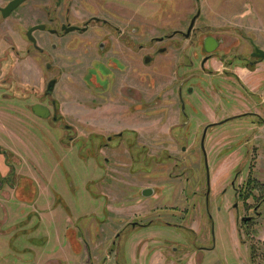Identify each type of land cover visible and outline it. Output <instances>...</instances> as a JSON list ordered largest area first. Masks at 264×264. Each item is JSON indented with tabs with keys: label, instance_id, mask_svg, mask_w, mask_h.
<instances>
[{
	"label": "rangeland",
	"instance_id": "rangeland-1",
	"mask_svg": "<svg viewBox=\"0 0 264 264\" xmlns=\"http://www.w3.org/2000/svg\"><path fill=\"white\" fill-rule=\"evenodd\" d=\"M8 1L0 0V5L4 6ZM52 2L55 4L56 0ZM127 4L134 10L135 17L113 16L112 11H117V8H114L111 0H62V6L57 10V18L60 22L70 21L72 24L83 25L92 17H100L108 19L114 25L119 24L124 32L119 38L113 37L118 46L125 43L124 40L128 35L126 27L134 26L135 31L131 35L135 42L136 63L142 64L144 56L148 54L157 58L160 65L158 71L150 67L137 72V78L141 75L139 78L145 79L146 76L142 74L150 72L151 77L146 79L155 78L163 82L158 83V89L154 87V84L148 88L152 99L161 88L167 86V92L160 96L161 100L158 102L159 106L167 108L163 111L156 109L149 114L154 120L152 127L144 128L145 113L133 114L135 125L132 124L131 127L135 129L126 131L128 133L126 139L118 146V149L114 148L113 151L104 149L103 155L110 159L119 155L124 156L120 157L121 160L129 157V153L136 157L144 153L177 157L179 163L182 162V166L173 170V164L170 165L172 162H168L166 174H183L177 182L178 188L183 187L180 181L184 182L186 176H192L190 169L199 168L198 175L201 183L199 188L202 194L200 204L203 211L201 215L205 218L206 229L198 232V235L178 229L179 238L173 241H178L176 243L180 248L186 245L193 247L215 244L214 250L199 256L200 264H264V220L260 227L251 228V233L254 234L251 244L246 247L240 246L241 239L237 236L238 228H235L234 214L230 217L227 210L228 200L223 196V191L229 188L230 177L234 175L233 170L238 168V165L245 163L244 166L248 168L250 164H257V158H255L259 155L256 152L257 148L249 152L248 150L257 143L252 139V134H259V132L251 131L250 123L247 128L242 126L246 124V121L242 119L235 120L232 125L228 123L209 129L205 141V148L211 160L208 170L205 168L201 150V138L206 125L241 109L240 98L234 95H230L229 99L224 100L217 107L218 95L224 94L226 85L225 78L221 77L225 76L222 73L226 61L237 54L249 55L252 51L247 43L248 36L257 39L259 46L264 48V26L260 27L259 18L255 16L256 11L264 10V0H200V3L196 0H133V4L132 1ZM47 5L48 2L44 0H29L5 22L7 27L9 26L8 29L13 27L19 30L20 28L24 46L28 45L25 30L46 21ZM69 7H72V10L67 19L65 12ZM198 7L201 8L202 16L197 21V30L189 39L183 35H176L163 43H155L157 39L171 35L173 30L186 33ZM19 13L22 17L21 25H19ZM261 15L264 16V12ZM101 26L102 23L93 22L89 32L85 37L82 36L84 39L88 37V49L80 50L81 54L79 50L71 51V58H66L61 54L64 52L60 45V49L54 54L56 65L61 66L65 71L54 93V97L63 106L64 120L60 124L54 120L43 123L29 112L20 115L19 111L23 109L21 103L24 101L19 100L15 103L0 101L3 106H6L5 108H20L12 109L11 114H6L13 115V118L5 116L0 118V122L4 121L13 133L12 135L9 131H0V143L4 148L11 146L23 155L18 157L15 154L14 156L17 157L15 158L3 157L0 154L1 174L4 177L13 175L11 178L19 185L13 190L9 185L0 190V264H146L142 257L138 258L134 255L133 243L136 237L130 236L126 232L127 229L116 240V233L122 225L125 226V222L120 226L117 223H105L108 207L112 211L111 207L128 206L134 200L128 196L127 192L123 197L113 193L118 191H115L118 189V184L103 169L102 157H93L91 139L88 138L91 137L93 130L102 131L105 136L112 135L117 132V129L109 130V123L122 125L127 118L119 114H108L102 117L97 112L82 113L85 107L94 109L92 107L96 106L97 95L90 89H86L83 77L86 69L99 58L97 48L98 41L101 39ZM255 27L260 29L259 33ZM211 31L223 38L224 45L216 52L215 59L203 70L199 65L204 57L202 39ZM45 34L36 33L42 43ZM75 35L68 36L73 47L78 43V39L74 38ZM66 42L64 41V44ZM141 46L154 49L140 50ZM160 46L167 47L166 54L162 55L157 51L154 54L155 48ZM43 59L47 60L45 56ZM191 62H193L192 66L183 65L177 73L175 72L176 64ZM198 68L199 71L196 72ZM210 70L221 77L214 82L209 76ZM218 70L221 71L218 73ZM237 71L242 77L247 74L241 69ZM101 73L105 71L101 69L99 71L94 66L88 77L94 74L99 78ZM175 80L177 82L174 85ZM178 80H181L184 92L187 86H193V95L185 96L187 104L198 106L196 112L199 110V114L198 112L187 114L188 121H192L193 116L195 120L193 126L182 125L183 121L187 122V116L181 115L179 111L176 94L179 88ZM211 83L220 84L221 92L216 94V89L214 90ZM141 84L144 86V82ZM88 86L91 88V85L88 84ZM170 107L173 109L170 110ZM99 117L102 123L96 124ZM33 121H38L39 125H35ZM156 121L161 122V125H155ZM66 124L72 126L73 130L64 128ZM228 135L232 136L230 140L227 139ZM261 135L264 136V133ZM130 137H134V142L129 145L127 139ZM72 138L75 139L74 142L70 141ZM229 143L230 146H228ZM262 144L264 145V138H262ZM228 147L230 150L227 149ZM262 147V153H264V146ZM231 148H233L232 151ZM230 151L233 154L231 157ZM192 157L200 158L198 162H195V158ZM242 157L248 158L242 161ZM12 160L16 165L15 170L18 169L17 174L13 173L11 166H7ZM262 164L264 176V159ZM233 167L234 169L230 171ZM109 168L111 170L112 167ZM208 177L213 185L211 215L215 219V238L211 236L212 224L206 211L207 203L202 198ZM24 184L27 190L22 189L26 187ZM172 185L165 183V191L169 195L168 198L174 201L177 194ZM168 198L165 196L161 201L163 203L170 201ZM31 213L35 214L31 224H39L38 229L35 232L32 231L34 233L31 236L20 234L19 239L16 240L14 237L17 234V225L26 221L28 214ZM28 229L29 227H25L24 230ZM182 234L183 236L180 237ZM114 240L117 241L115 246L112 244ZM11 242L19 247V252L10 247Z\"/></svg>",
	"mask_w": 264,
	"mask_h": 264
},
{
	"label": "flooded vegetation",
	"instance_id": "flooded-vegetation-1",
	"mask_svg": "<svg viewBox=\"0 0 264 264\" xmlns=\"http://www.w3.org/2000/svg\"><path fill=\"white\" fill-rule=\"evenodd\" d=\"M12 1L13 0H9L4 6L0 5V101L9 103H15V101L19 100L24 101V103H21L23 109L19 111L21 113L20 115L29 112V114L43 123L45 121L54 120L57 124H60L64 120L62 115L63 106L62 103L54 97V93L65 71L61 66L56 65L54 54L60 49V46L61 49L63 48L64 52L61 53L63 54L62 56L69 59L71 58V51H86L88 49V37L84 39L82 36L85 37L86 33L89 32L93 22L102 23L100 27L102 30L100 32L101 39L98 41L97 48L99 58L95 59L91 67L86 69L83 77L86 89H90L97 95L96 106L92 107L94 109L83 107L84 110H82V113L89 114L97 112L102 117L108 114H119L127 118L122 125L109 123V130L113 131L117 129V132L112 135L105 136L104 132L93 130L91 137L88 138L91 139V146L94 151L93 157H102L103 164L105 162V165L102 164L103 169L108 172L110 177H113L112 179L118 184V189H115V191H118L113 193L123 197L125 192H127L128 196L134 200L129 203L128 206L111 207L112 211L108 207V210H106L105 223H117L118 226H120L125 222V226L122 225L121 229H118L115 238L118 240L127 229L126 232H128L130 236L136 237L133 243L135 249L134 255L138 258L142 257L146 264H200L199 256H203L205 253L214 250L216 247L215 244L212 246L202 244L201 246L193 247L186 245L180 248L176 243L178 241H173L179 238V236H177L179 232L177 231L178 229L187 230V232L196 235H198V232L205 231L206 229L205 218L201 215L203 211L201 210L200 204V197L202 194H200L199 188V185H201L198 175L199 168L190 169L192 176H186L183 180L184 182L180 181L183 187L181 186L182 188H180L179 186L178 188L177 182L182 178L183 174H166L168 162H172L170 165L173 164V170L182 166V162L179 163L177 157H163L165 155H147L145 153L136 157V155L129 153V157H125L124 160H121L120 157L124 156L119 154V157L111 159L103 155L104 149H118V146L124 143L126 139V134H128L126 131L135 129L131 127L132 124L135 125V116H132L133 114L145 113L146 116H144L145 120L143 121L145 124L144 128L148 126L152 127L154 120L149 114H151L153 110L157 109L158 111H163L167 108L158 105V102L161 100L160 96H163L167 92V86L163 89L161 88L154 99H152V94H149L148 88L154 84V87L158 89V83L163 82L155 78L153 80L146 79L151 77L150 72L142 74V76H146L145 79H140L139 77H141V75L138 77L139 80L137 78V72L146 70L147 68L153 67L154 71L160 70L158 59L147 54L144 56L142 64L139 65L136 63L135 42L133 35H131L135 31L134 26L126 27L128 35L124 40L125 43L118 46L114 42L113 37L119 38L124 31L120 29L121 26L119 24L114 25L108 19L92 17L86 20L83 25L72 24L70 21L60 22L57 18V10L61 8L62 0H56L55 4L52 0H44L48 2L46 21L44 23L32 25L25 30V38L28 41V45L24 46L23 38L19 32L20 28L19 30L13 27L8 29L9 26L7 27L5 22L29 0L24 1L15 10L5 16L3 9ZM129 1H132L133 4V0H111V2L114 3V8H117V11H112V15L119 18H124L121 16L135 17L134 10L127 4ZM196 1L200 3V0ZM71 10L72 7L66 9L65 16L67 19L71 14ZM262 12H264V10ZM262 12L256 11L255 13V16L259 18L260 27L264 26V16L261 15ZM201 16L202 11L201 8L198 7L197 12L190 20L186 33H183L181 30H173L171 35L161 37L157 39L155 43H163L165 40L171 39L176 35H183L186 39H189L197 30L196 24ZM21 19L22 17L19 13V25H21ZM255 29L257 32L258 30L260 32L258 27H255ZM38 32L46 33L43 43L36 35ZM72 34H76L74 38H76V40L78 39V43L74 47L69 40L70 38H68V36ZM247 39V43L252 48L249 55L244 53L241 55L237 54L229 61H226L222 73L225 75L224 77L218 76V74L215 73L213 74L212 70H210L209 75L213 81L219 77L225 78L226 81L224 94L218 95L219 105L217 107H219L224 100L229 99L230 95H234L240 98L239 100L242 104L241 109L230 114L228 113V116L218 121L216 120L208 123L201 138L202 158L205 161V168L208 170L211 160L205 148V141L209 129L220 127L228 123L232 125L235 120L242 119L246 121V124H242V126L247 128V126L251 125L249 127L251 131L255 130L259 132V134H252V139L257 143L256 145L253 144L252 148L248 150L249 152L257 148L256 152L259 154L255 157L257 158V164H250L247 168L246 165L244 166V163L243 165H238V168H235L236 170L234 167L231 168L230 171L234 169V175L230 177V189L226 188L223 191V196L227 197L228 200L229 207L227 210L230 217L234 214L235 228H238L237 236L241 239L240 246L243 245L245 247L251 244L250 241L254 237V234L251 233V228L256 226L260 227L264 220V176L262 169V161L264 159V153H262V146H264L262 144V138H264V136L261 135L264 133V58L259 57V53L257 52L258 49L264 51V48L259 46L256 42L257 39L251 36H248ZM202 40L204 57L199 65L205 70L206 65L215 59L214 56L216 52L224 45V40L218 33H213L212 31ZM64 41H67L66 44H64ZM148 49L153 50L154 48L152 49L151 47L148 48L145 46L140 47V50ZM208 49L211 51L209 52ZM81 51L79 54H81ZM156 51L164 55L167 52V47L160 46L155 48L154 54H156ZM43 56L47 58L46 61H44ZM183 65L187 67L188 65L192 66L193 62L190 64H176L175 72L177 73ZM94 66H96L99 71L100 69L104 70L105 73H101L99 78L94 74H90L88 77L89 72ZM238 69L247 73L245 77H242L238 73ZM170 70H172V68ZM198 71L199 68L196 69V72ZM220 71L221 70H218V73ZM190 77L189 75V78ZM192 77L194 78L195 76ZM142 82H144V86L141 84ZM176 82L175 80L173 84L175 85ZM178 82L179 88L176 94L178 97L180 114L185 117L187 114L189 115V113L195 114L198 112L197 114H199V110L196 112L198 106H191L190 103L187 104L185 98L186 95H193V86H187L184 92L181 80H178ZM88 84L91 85V88ZM196 84L198 87V83ZM211 85H213L212 87L214 90L216 89V94L221 92L220 87L222 86L220 84L211 83ZM157 98L159 100H155ZM1 102L0 114H11L13 111L12 109L16 110L17 108H5L6 106H3ZM36 107H40L38 110L43 113L42 115L36 113ZM172 109L173 107H170V110ZM186 119L187 122L183 121L182 125L187 127L194 125L195 120H193V116L191 117L192 121H188V116ZM33 123L37 125L38 121H33ZM95 123H102L100 117ZM248 123H250V125ZM1 124L7 127L4 121ZM155 125H161V122L156 121ZM64 128L73 130L72 126L67 124ZM246 128L245 130H247ZM0 131L2 132L3 130L0 128ZM86 131L88 130L86 129ZM132 135L134 136V133H132ZM249 136L251 140V135ZM230 138H232V136L228 135L227 139L230 140ZM70 141L74 142L75 139L72 138ZM127 141L129 145L132 144L134 142V137L128 138ZM230 145L229 143L228 146ZM233 148H231V151ZM5 149L7 148H4L0 143V154L3 157H15L14 153L9 149L5 151ZM227 149L230 150V147ZM185 150L184 148V151ZM231 151L229 152L230 157L233 155ZM17 156L23 157L20 153ZM192 158H195V162H198L200 157ZM244 158L248 157H242V161ZM13 164L12 160V162H8L7 166H11V170L14 174L19 173L18 169L17 171L15 170L16 165ZM110 166L112 167L111 170L109 168ZM1 173L0 170V190L7 185L11 186V190L19 186L17 181L11 178L13 175L4 177ZM166 178H168V180ZM165 183L174 185L173 190L177 194L174 201L172 198H168L169 195L166 194ZM212 186L211 180L208 177L206 187H204L206 190L202 198L205 199L207 203L206 211L212 224L211 236L215 238V219L213 215H211ZM22 189L27 190L26 187ZM17 191H19V188ZM165 196L170 201L166 200L167 202L164 201L165 203H163L161 200ZM34 215V213L28 214L26 221L17 225L19 230L16 232L17 234L15 237H19L20 234L28 236L33 235L32 233H34L39 226V224H31ZM25 227H29V229L24 230ZM67 231L69 232L70 230L68 229ZM141 232L144 234H139ZM182 236L183 234L180 235V237ZM203 239L205 240V238ZM203 239L202 243L205 242ZM116 240L113 241V246L116 245Z\"/></svg>",
	"mask_w": 264,
	"mask_h": 264
},
{
	"label": "water",
	"instance_id": "water-1",
	"mask_svg": "<svg viewBox=\"0 0 264 264\" xmlns=\"http://www.w3.org/2000/svg\"><path fill=\"white\" fill-rule=\"evenodd\" d=\"M24 1H26V0H13L12 2H10V3L8 4V6H7L5 9H3L5 16L8 15L9 13H11L13 10H15V9H16L19 5H21ZM195 19H196V18H195ZM195 19H194V21H195ZM193 24H194V22H193ZM208 51L210 52L211 50L208 49ZM257 52L259 53V54H258L259 57L264 58V51H263V50H259V49H258ZM38 109H40V107H36V108H35L36 113L42 115L43 113L40 112ZM203 147H204V143H203Z\"/></svg>",
	"mask_w": 264,
	"mask_h": 264
},
{
	"label": "crops",
	"instance_id": "crops-1",
	"mask_svg": "<svg viewBox=\"0 0 264 264\" xmlns=\"http://www.w3.org/2000/svg\"><path fill=\"white\" fill-rule=\"evenodd\" d=\"M3 116H5V117H7V118H13V115L12 116H7L6 114H0V118L1 117H3ZM3 121V120H2ZM0 128L3 130V131H6V132H10V134H12L13 135V133H12V131H11V129L8 127H5L4 125H2L1 123H0ZM5 148H8L12 153H14V154H17V155H19V151L18 150H16V149H14V148H12L11 146H6ZM24 186H26L25 184H24ZM26 188H27V186H26ZM19 192V191H18ZM17 228V231H18V226L16 227ZM16 231V232H17ZM14 238H16V240H18L19 238L18 237H14ZM14 239H12V241H13ZM16 240H14V242L16 241ZM10 247H12L14 250H16V251H18L19 252V247H17V245L16 244H13V243H10Z\"/></svg>",
	"mask_w": 264,
	"mask_h": 264
}]
</instances>
